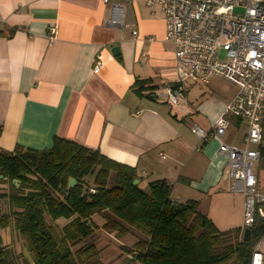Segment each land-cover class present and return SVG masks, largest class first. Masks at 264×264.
Masks as SVG:
<instances>
[{
	"label": "crops",
	"instance_id": "0c3cea01",
	"mask_svg": "<svg viewBox=\"0 0 264 264\" xmlns=\"http://www.w3.org/2000/svg\"><path fill=\"white\" fill-rule=\"evenodd\" d=\"M122 4L119 27L108 24L110 5L101 0H0V150H42L54 137L68 139L134 168L143 188L165 181L172 199L196 200L218 230L242 227L243 198L229 191L219 141L191 132L194 124L210 130L235 87L219 77L185 80L186 115L174 114L154 90L133 91L137 80L161 87L179 71L161 9L145 0ZM228 122L223 141L240 146L246 124ZM91 218L104 224L100 215Z\"/></svg>",
	"mask_w": 264,
	"mask_h": 264
},
{
	"label": "trees",
	"instance_id": "16d2710c",
	"mask_svg": "<svg viewBox=\"0 0 264 264\" xmlns=\"http://www.w3.org/2000/svg\"><path fill=\"white\" fill-rule=\"evenodd\" d=\"M150 82L137 80L132 90L140 94L159 88ZM260 153L258 189L264 188L262 145ZM0 175V183L8 184L0 191L8 204V212L0 208V230L12 227L19 234L33 264H103L91 239L95 214L104 219L102 229L117 237L142 234L132 246L123 247L129 264H243L264 232L260 219L247 240L241 227L218 230L200 213L196 200L172 199L165 181L141 188L133 184L139 179L134 168L61 137H54L47 149L16 145L0 150ZM70 178L75 180L72 187ZM59 218L68 222L59 227L54 223ZM13 257L0 246V264H14ZM18 258L29 264L22 253Z\"/></svg>",
	"mask_w": 264,
	"mask_h": 264
},
{
	"label": "built area",
	"instance_id": "2783aa9c",
	"mask_svg": "<svg viewBox=\"0 0 264 264\" xmlns=\"http://www.w3.org/2000/svg\"><path fill=\"white\" fill-rule=\"evenodd\" d=\"M101 1L110 5L108 24L122 27V3L129 0ZM145 5L161 9L164 38L174 46L179 71L177 79L154 90L161 102L168 104L174 114H188L185 80L204 84L211 77H219L236 89L210 130L194 124L191 132L201 141H219L217 153L226 158L229 190L244 199L242 236L256 219L264 224V188L258 189L255 172L264 137V0H145ZM55 33L56 28L52 27L51 39ZM136 34L135 30L131 32L132 36ZM101 63L98 53L93 62L94 73ZM228 117L246 124L240 146L223 141ZM138 185L143 188L141 182ZM248 264H264V232L253 246Z\"/></svg>",
	"mask_w": 264,
	"mask_h": 264
},
{
	"label": "rangeland",
	"instance_id": "374dc122",
	"mask_svg": "<svg viewBox=\"0 0 264 264\" xmlns=\"http://www.w3.org/2000/svg\"><path fill=\"white\" fill-rule=\"evenodd\" d=\"M263 136H264V120H263ZM92 179L93 177H89V179H86V181L92 185ZM7 189H8V184L0 183V191ZM234 194L241 195L240 193H234ZM0 208L3 212H8V204L5 199H0ZM243 210H244V199H243ZM138 233H139V238H142L143 237L142 234L140 232ZM100 234L103 237L100 236ZM91 236L94 237L93 241L96 243L95 246L98 249H101L100 259L103 262V264H129L130 259L124 253L125 251L123 250V247L126 246L130 247L139 240L135 232L134 233L132 232L130 234L127 233L126 235L117 237L114 232L111 233L103 230L102 226H97V228H95ZM0 246L7 249L9 251V254L15 255V257H13V259L15 258L14 264H25V261L22 258H18L20 253H22V247L24 246L23 239L12 227H7L0 230Z\"/></svg>",
	"mask_w": 264,
	"mask_h": 264
},
{
	"label": "water",
	"instance_id": "95a60500",
	"mask_svg": "<svg viewBox=\"0 0 264 264\" xmlns=\"http://www.w3.org/2000/svg\"><path fill=\"white\" fill-rule=\"evenodd\" d=\"M111 51H112V54L114 56H117L119 54V48H118V46H113L112 49H111ZM2 179H3V176L0 175V180H2ZM13 182L15 183V185H18V181L17 180H13ZM138 182H139V179H137V178L133 180V184L134 185L138 184ZM69 185L71 187L74 186L75 185V180L72 179V178H70L69 179ZM249 235H250V230L248 228H245L243 230V234H242L243 240H247L249 238ZM22 254H23L24 258L29 262V264H33V260L31 258L30 252L26 249L25 246L22 247ZM243 264H248V261L245 260L243 262Z\"/></svg>",
	"mask_w": 264,
	"mask_h": 264
}]
</instances>
